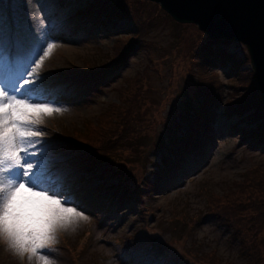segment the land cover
<instances>
[{
	"label": "rangeland",
	"instance_id": "obj_1",
	"mask_svg": "<svg viewBox=\"0 0 264 264\" xmlns=\"http://www.w3.org/2000/svg\"><path fill=\"white\" fill-rule=\"evenodd\" d=\"M12 1L15 14L6 10L8 6L0 5V15L10 20L16 35H26L20 38V45L10 50L0 47V73L5 69L23 70L34 45L43 42L46 46L48 37L54 35L53 49L45 57L38 73L31 78L43 76L49 94L58 99L64 110L43 118V124L39 126L45 133L42 139L68 147L61 139L67 138L61 130L80 134L79 130L84 128L86 120L95 122L110 103H115L119 120L115 121L117 125L112 130L111 139L99 146V143L90 140L84 142L78 137L76 145L100 151L99 154L119 153L120 137L128 127H132L137 134L146 135L150 141L149 150L143 155V169L141 165L138 166V163L143 162H139L142 154L137 143L131 154L124 152L118 159L124 170L135 178V183L128 186L133 194L126 200H117L112 204L107 202V206L100 211V221L98 217H93L98 211H94L91 205H85L89 219L79 221L74 230L58 232L57 243L51 246L52 250H41L42 254L49 257L51 264H121V254L149 236L156 237L171 250V264H184L185 261L197 264L194 257L209 253L217 260V264H245L240 249L246 243L264 246V146L251 147L250 140H245L241 132L233 127L241 125L248 129L253 125L247 124L243 118L237 123V117L221 115V105L232 103L235 106L246 99L256 103L261 101L254 95L250 62L243 65L237 74H231L222 67L200 66L194 54L205 35L196 26L178 24L159 7L146 3L143 6L144 17L152 23L153 31L143 34L134 50L124 55L126 60L123 66L119 65L117 71L110 72L109 69L105 75H100V72L91 84V75L79 69L85 67L84 59L91 57L95 51L102 54L117 53L111 63L116 65L123 50H113L115 39L134 34L137 31L136 23L124 19L112 25L102 24L100 29L77 30L71 26V19L73 16L76 18V12L93 0H78L67 7L70 11L66 23L62 17L54 20L47 10L41 11L44 6L34 0ZM134 1H126L128 9L135 7ZM65 25L69 32L65 30ZM240 46V58L247 57L246 48ZM40 54H43L42 49ZM195 65L204 72L200 80L208 86L209 97L221 94L220 106L216 108L220 114L219 120L213 127L216 134L204 154L196 161L189 162L184 173L171 176L157 190H151L139 178L153 170L151 166L159 162L162 152L167 154L173 140L171 130L177 131L178 125L182 124V120L177 119L179 109H176V98L183 95V90L184 94L193 97V82L190 84L183 80L188 78L190 71H196ZM30 70L31 67L28 68ZM73 71H76L75 77H62ZM144 72L145 75H142ZM55 74L60 77L57 78ZM75 82L84 83V86L70 88V84ZM142 82L145 88L142 86L137 91L143 92V106L138 102L139 111H134L136 108L133 107V112L127 114L121 106L125 99L121 92L125 91L120 89L125 86L133 90L141 86ZM66 90L72 94L57 96L60 91ZM163 102L164 105H160ZM253 107L250 105L251 109ZM121 118L122 122L118 123ZM72 128L77 131H72ZM100 130L104 134L109 129L103 130L100 125ZM129 133L126 132L123 137L127 138ZM256 167L258 170H254L253 179L243 183V176L252 174ZM251 182H254L253 187L248 186ZM102 191L101 195L107 198L110 189ZM210 192L214 195L207 197ZM211 204H215L216 210L228 219L231 229L214 217L216 214L211 211ZM125 245L128 247L125 248ZM0 264L37 262L35 257L31 260L26 256L18 258L0 242Z\"/></svg>",
	"mask_w": 264,
	"mask_h": 264
},
{
	"label": "snow or ice",
	"instance_id": "obj_2",
	"mask_svg": "<svg viewBox=\"0 0 264 264\" xmlns=\"http://www.w3.org/2000/svg\"><path fill=\"white\" fill-rule=\"evenodd\" d=\"M34 2L43 5L41 11L47 10L54 20L62 17L66 23L70 9L63 6L78 0ZM187 2L172 0L168 10L177 15L185 11ZM53 40L50 35L46 46L36 43L23 70L0 73V242L18 258L35 257L37 264H51L41 250H52L58 232L74 230L79 221L89 219L85 205L94 211L104 209L107 198L101 195L100 173L110 166L83 145L67 147L42 139L45 133L39 126L43 118L64 110L49 94L43 76L31 78L53 49ZM21 43L0 15V47L10 50ZM183 99L177 96L176 103ZM188 162L186 153L172 157L167 170L152 165L141 183L163 181ZM171 255L161 241L149 236L122 253L121 264H171Z\"/></svg>",
	"mask_w": 264,
	"mask_h": 264
},
{
	"label": "trees",
	"instance_id": "obj_3",
	"mask_svg": "<svg viewBox=\"0 0 264 264\" xmlns=\"http://www.w3.org/2000/svg\"><path fill=\"white\" fill-rule=\"evenodd\" d=\"M126 1L127 0H93L92 2L89 1L88 4L83 9H79L76 12V16L78 18L77 17L74 18L73 16V18L71 19V23H70L71 26H73L74 28H78L77 30L81 28L86 30H92V28L100 29V25L102 24L112 25L124 19H129L132 20L134 24L136 23L135 26L137 27V31L134 34L121 36L115 39L116 43L113 46V50L114 49H116L117 51L120 49L123 50L122 51L123 55L119 60L120 63L118 62L119 64L117 63L116 65H111L112 60H114L117 57L118 55L117 53L102 54L98 51H95V54L91 56L93 58L89 57L84 59L83 64L85 65V67H80L79 69L82 72L91 75L90 76L91 84H93L96 81L97 77L95 76L100 74V72H102V74L100 75H105L107 74V72L110 71L109 69H111L110 72L117 71L119 69L118 67L119 65L120 67L123 66L126 60V56L124 55L126 54L129 55L134 50L136 45L142 39L143 34L146 35L149 34L151 31H153L152 23L144 17L143 6L146 3H149L147 5L152 4L151 6L154 5L156 7L159 6H157L154 3L145 2L142 0H136L132 2L133 4H135V7L130 10L128 9L129 5L126 3ZM12 3H13L12 0H2L0 5L2 6L6 5V7L8 6L6 10L8 12L11 10V13L15 14V12L13 11V7L11 6ZM71 5L72 4H68V5H64L63 7L67 8ZM6 22L9 25L10 22L8 19H6ZM64 27L65 30L67 31L68 28H66V25ZM69 31L70 30H68V32ZM240 45L237 42L232 43L225 40H209L206 36H204L201 38V41L198 44V48H196L195 50L194 58L197 60L196 62L200 64V66L202 67H207V68L222 67L228 70L231 74L232 73L237 74V72L241 69L243 65L250 62L248 55L247 57L240 58L239 50H242L241 48H239L241 47ZM195 66H196V71L194 72L190 71L188 78H185L183 80V81L187 80V82L190 84H192L193 82L194 84L193 97H189L187 94H184L185 91L183 90V95H186V97L183 99L181 106L179 104L176 105V109L177 108L179 109V113L177 114L178 116L177 119H181L182 124L178 125L177 131L171 130L173 136L172 144L168 148L167 154H161L160 161L155 164L161 170H167L169 168L170 159L174 156L178 157L180 155L188 153L189 162L196 161L199 157H201L204 154L205 148L209 145V142L214 138L216 134L213 127L215 123L219 120V115L217 113L216 108L220 106L221 94L220 96L218 94L217 95L214 94V97H209V92L207 89L208 86H205L203 82L200 80L202 78V75H204V72L201 67H197V65ZM76 75H77L76 71H73L70 72L69 74L63 75L62 77L68 79L67 77L70 76L71 78H73ZM142 75H145V72ZM55 76L57 78L60 77L59 74H55ZM196 78L199 80L196 81ZM253 80H254L253 87H255L254 95L256 99L260 100L261 99L260 93L257 87L254 74H253ZM144 85L145 83L142 82L141 86L133 90L130 89L129 87H125V86L121 87L120 90L125 91V93L121 92L124 95L123 98H125L121 106L122 109L126 110L127 114H131L133 112L132 110L133 107L136 108L134 111L136 112L139 111L140 108L138 107L139 104L137 105L138 102L140 103L141 107L143 106V98H144L143 92L140 93L137 90ZM215 85L217 86L218 84ZM72 86L81 88L82 86H84V83L75 82L74 84L72 83V85L70 84V88H72ZM210 88L211 87H209V89ZM59 93L60 95L57 94L56 95L67 97V95L72 94V92L68 90H66L65 92L60 91ZM126 94L130 96H127ZM241 102H239L235 106L232 103L226 104L225 106L221 105L223 109L222 114L225 116L237 117L238 118L237 123L240 120H242V118L246 123L250 122L249 124H252L253 126L248 129L235 125L233 127L235 128V130L241 132L242 137L245 140L251 139L250 143L252 145L254 146L264 145V107L262 106V102L260 101L259 103H256V101L250 99H246L243 103ZM239 104L240 106H238ZM160 105H164V102ZM250 105L254 106L253 109L250 108ZM118 120H119L118 106L115 103H110L107 106V108L99 115V117H97L95 122L90 120L85 121L84 128H82V130H79L80 134L79 133L74 134L75 132L69 134L68 131H64L66 134H69L66 135L61 130V133L67 136V138L65 137V139L64 138L61 139L64 142H71L70 144H68V147H71L72 145H76V139L78 137L84 139V142L85 140L87 141L90 140L92 143L93 142L99 143L100 146V144H104L111 139L112 130H115L117 125L115 124V121ZM121 120L122 118L118 123L122 122ZM100 125L103 130L106 128H108L109 130L104 131L103 134L102 133L103 131L100 130ZM72 131H77V129L72 128ZM128 131H130L129 133L130 135L127 138L123 137L124 134H126V132ZM124 134L120 137L121 145L119 147V153L112 152L106 154H99L100 151L96 152L91 149L96 157H101L104 161L110 162V166L103 169L100 173V179L102 181V190H105L106 188L110 189V192H107L108 193L107 202L109 204H112L117 200L128 198L133 194V191H131L130 188H128V186L129 184L135 183V178L132 177L128 171L124 170L121 163L118 161L120 155L124 154V152H129L131 154L132 149L135 147L137 143L140 149L139 153L142 154L139 162H143L144 161L143 155L145 154L146 150H149L150 141L148 140V137L146 135L142 136L140 134H137V132L132 127H128L127 130L124 132ZM158 149H162V148L158 147ZM139 165H141L140 168L143 169L144 162L138 163V166ZM111 166H115V167H111ZM182 167L175 168L174 170H172L168 178L163 181H155L152 183H147L149 185V189L157 190L158 187L163 185L164 182L169 180V178L175 175ZM255 169L258 170V167L253 168L252 174H250L249 176H243L242 179L243 183H247L253 179ZM134 176L138 178L136 174ZM139 180L141 181V177L139 178ZM108 183H110L111 185L110 184H109L110 186L107 185ZM253 183L254 182L249 183L248 186L253 187ZM104 184H106L107 186H105ZM210 193L211 194L208 195L207 197H212L214 195L212 192ZM260 204H262V202ZM210 206H211L210 207L211 211L216 214L215 217L217 218V220L221 224L226 226L228 229H231L229 227L231 226L230 222L228 221V219L223 217L216 210L215 204H211ZM179 226L182 228L180 224ZM124 247L127 248L128 246L125 245ZM210 254L211 253L204 255L198 254V256L194 257V259L197 264L199 262L201 264H217L216 263L217 260L212 258ZM240 254L242 255V257L245 258V264H264L263 244L255 243L253 245L252 243L249 244L246 243L240 249ZM184 264H190V263L189 261H185Z\"/></svg>",
	"mask_w": 264,
	"mask_h": 264
},
{
	"label": "water",
	"instance_id": "obj_4",
	"mask_svg": "<svg viewBox=\"0 0 264 264\" xmlns=\"http://www.w3.org/2000/svg\"><path fill=\"white\" fill-rule=\"evenodd\" d=\"M145 1L159 4L180 24L196 25L209 40L243 44L264 106V0H188L185 11L177 15L168 10L172 0Z\"/></svg>",
	"mask_w": 264,
	"mask_h": 264
},
{
	"label": "bare ground",
	"instance_id": "obj_5",
	"mask_svg": "<svg viewBox=\"0 0 264 264\" xmlns=\"http://www.w3.org/2000/svg\"><path fill=\"white\" fill-rule=\"evenodd\" d=\"M237 132H238V130H237ZM249 140H251V139H249ZM250 145H251V147H253V148H259L260 146H254V145H252L251 143H250ZM262 147H263V145H261Z\"/></svg>",
	"mask_w": 264,
	"mask_h": 264
}]
</instances>
